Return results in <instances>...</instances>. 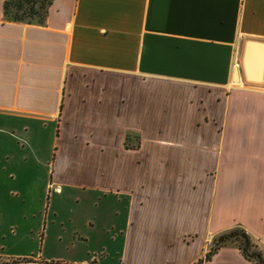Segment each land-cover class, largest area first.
I'll return each instance as SVG.
<instances>
[{
    "label": "crops",
    "instance_id": "obj_1",
    "mask_svg": "<svg viewBox=\"0 0 264 264\" xmlns=\"http://www.w3.org/2000/svg\"><path fill=\"white\" fill-rule=\"evenodd\" d=\"M4 1L0 258L49 263L27 219L77 182L123 200L121 264H260L230 232L264 243V85L240 64L264 0H51L29 23Z\"/></svg>",
    "mask_w": 264,
    "mask_h": 264
},
{
    "label": "rangeland",
    "instance_id": "obj_2",
    "mask_svg": "<svg viewBox=\"0 0 264 264\" xmlns=\"http://www.w3.org/2000/svg\"><path fill=\"white\" fill-rule=\"evenodd\" d=\"M48 139L50 137H42L44 144ZM50 154L45 150L39 157L45 161L48 156L52 158ZM63 171H68V168ZM51 187L53 185L44 191L42 221L39 217L27 219V241L29 237L33 240H29L26 247L20 250L28 256H40L49 262L46 264L72 263L80 258L88 259L90 264H121L117 253L121 235L114 223L123 200L119 201L115 193L106 195L99 189H91L77 182L63 184L60 193H54L52 197ZM30 229L34 230L32 234ZM234 235L239 241L247 240L239 230ZM250 249L254 250L252 247ZM95 254L97 259L93 261ZM0 264H40V261L0 258Z\"/></svg>",
    "mask_w": 264,
    "mask_h": 264
},
{
    "label": "trees",
    "instance_id": "obj_3",
    "mask_svg": "<svg viewBox=\"0 0 264 264\" xmlns=\"http://www.w3.org/2000/svg\"><path fill=\"white\" fill-rule=\"evenodd\" d=\"M51 0H5L3 3V13L7 19L12 21L19 22H42L46 12V6L50 3ZM240 231L246 237L247 240L239 241L235 234V231ZM230 236L238 241L239 246L242 248L244 253L247 256H250L254 259L260 257L259 251L255 249H250L251 242L247 234L240 230L234 229L230 232ZM250 249V250H249ZM211 251L206 253V255L200 258L195 264H203L204 260L209 257ZM260 264H263L262 259L260 260Z\"/></svg>",
    "mask_w": 264,
    "mask_h": 264
},
{
    "label": "water",
    "instance_id": "obj_4",
    "mask_svg": "<svg viewBox=\"0 0 264 264\" xmlns=\"http://www.w3.org/2000/svg\"><path fill=\"white\" fill-rule=\"evenodd\" d=\"M240 64L245 82L264 85V39L248 37L244 40ZM235 79L238 80L237 70ZM257 259L260 263L261 257Z\"/></svg>",
    "mask_w": 264,
    "mask_h": 264
},
{
    "label": "built area",
    "instance_id": "obj_5",
    "mask_svg": "<svg viewBox=\"0 0 264 264\" xmlns=\"http://www.w3.org/2000/svg\"><path fill=\"white\" fill-rule=\"evenodd\" d=\"M259 253H260L261 259H262L263 264H264V243H263V245L260 247V251H259Z\"/></svg>",
    "mask_w": 264,
    "mask_h": 264
}]
</instances>
